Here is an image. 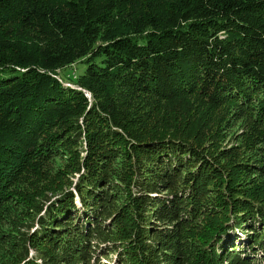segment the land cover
I'll return each instance as SVG.
<instances>
[{"label": "trees", "instance_id": "obj_1", "mask_svg": "<svg viewBox=\"0 0 264 264\" xmlns=\"http://www.w3.org/2000/svg\"><path fill=\"white\" fill-rule=\"evenodd\" d=\"M105 263L264 264V0H0V264Z\"/></svg>", "mask_w": 264, "mask_h": 264}, {"label": "rangeland", "instance_id": "obj_2", "mask_svg": "<svg viewBox=\"0 0 264 264\" xmlns=\"http://www.w3.org/2000/svg\"><path fill=\"white\" fill-rule=\"evenodd\" d=\"M81 70V67L80 65H76L74 68L72 69H66V70H63L61 73H60V77L63 78L64 80H67L68 76L71 75L73 76L74 75H78L79 74V71ZM66 77V78H65ZM240 132V130H233L231 132L232 135H235L236 136V133ZM237 139H238V136L235 137L234 139L231 140V142L233 143H237ZM34 256V253L31 252V257ZM112 259H113V262L116 261L117 259V255H114V256H111ZM105 262V261H104ZM106 264V263H105Z\"/></svg>", "mask_w": 264, "mask_h": 264}]
</instances>
